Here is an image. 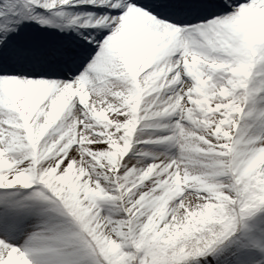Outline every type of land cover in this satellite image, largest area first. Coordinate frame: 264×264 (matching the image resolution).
I'll return each instance as SVG.
<instances>
[{
    "label": "snow or ice",
    "instance_id": "obj_1",
    "mask_svg": "<svg viewBox=\"0 0 264 264\" xmlns=\"http://www.w3.org/2000/svg\"><path fill=\"white\" fill-rule=\"evenodd\" d=\"M0 264H264V0H0Z\"/></svg>",
    "mask_w": 264,
    "mask_h": 264
},
{
    "label": "rangeland",
    "instance_id": "obj_2",
    "mask_svg": "<svg viewBox=\"0 0 264 264\" xmlns=\"http://www.w3.org/2000/svg\"><path fill=\"white\" fill-rule=\"evenodd\" d=\"M77 10H88V6H78ZM40 30H42V32H46L49 34H54L57 36L58 40L59 39H63L65 36H69L71 35V31H67V32H57V30L55 28H46V29H41V28H37V29H33V31L35 33H38ZM49 38L54 39L53 36L49 35ZM55 40V39H54ZM149 134H156L154 132H152L151 130H146L143 135H149ZM145 147H152L153 150L159 151L161 150V146H145ZM23 193H15V197L19 198L20 195H22ZM45 219V216L40 214L38 209H34L32 214H29L26 216L25 222L28 223L29 225H35L38 221Z\"/></svg>",
    "mask_w": 264,
    "mask_h": 264
}]
</instances>
